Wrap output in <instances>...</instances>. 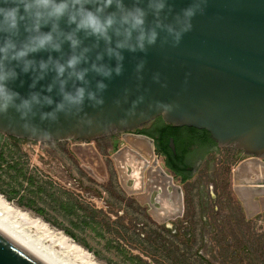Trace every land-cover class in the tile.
<instances>
[{
  "label": "water",
  "instance_id": "obj_1",
  "mask_svg": "<svg viewBox=\"0 0 264 264\" xmlns=\"http://www.w3.org/2000/svg\"><path fill=\"white\" fill-rule=\"evenodd\" d=\"M134 2L124 0L128 6ZM138 2L144 7L147 0ZM192 3L167 0L158 19L161 24L173 23V17ZM198 3L191 29L178 43H173L162 28L157 29L156 42L144 51H122L119 75L103 78L93 72L87 74L88 89L95 92L97 80L104 83L105 88L98 93L102 104L85 99L79 112L57 113L54 120L40 119V111H51L54 105L41 108L27 120H20L9 110L6 116H0V134L45 143L73 141L71 150L85 164L84 169L94 175L93 169L103 177L104 165L91 142L120 135L122 146L111 155L119 183L162 224L182 215V189L157 166L153 139L135 132L157 117L172 127L202 129L217 147L242 153L243 159L232 171L233 191L248 217L263 213L264 0ZM146 12V27L154 26L156 18L151 10ZM93 43L92 38L83 41L91 49L90 62L104 50L103 42L95 48ZM68 52L64 44L61 53L41 51L34 58L46 59L49 54L66 58ZM101 62L109 67L115 64L108 56ZM22 79V87H13L27 95L30 80L28 76ZM51 79V74L45 76L33 90H41ZM48 95L54 101L59 99L55 87ZM132 140L145 143L149 153ZM169 145L174 149L172 139ZM0 264L45 263L0 231Z\"/></svg>",
  "mask_w": 264,
  "mask_h": 264
},
{
  "label": "rangeland",
  "instance_id": "obj_2",
  "mask_svg": "<svg viewBox=\"0 0 264 264\" xmlns=\"http://www.w3.org/2000/svg\"><path fill=\"white\" fill-rule=\"evenodd\" d=\"M113 137L115 147L112 136L91 142L103 177L84 169L71 150L73 141L0 134V196L7 204L0 206L2 216L65 264H264V213L248 217L233 191L240 151L210 152L181 185L153 151L184 194L183 216L168 221L176 222L168 231L120 185L111 155L123 142ZM62 235L72 243L63 244ZM74 244L90 259L76 254Z\"/></svg>",
  "mask_w": 264,
  "mask_h": 264
},
{
  "label": "clouds",
  "instance_id": "obj_3",
  "mask_svg": "<svg viewBox=\"0 0 264 264\" xmlns=\"http://www.w3.org/2000/svg\"><path fill=\"white\" fill-rule=\"evenodd\" d=\"M166 2L147 0L141 7L138 0L131 6L124 0H0V116L11 110L20 120H27L41 108L54 105L51 111H40L41 120H54L57 113L79 112L85 99L102 104L98 93L105 85L97 80L96 91L88 89L89 72L103 78L119 75L123 50L144 51L156 42L157 29L166 31L173 43L191 29L198 0L175 15L173 23L161 24L158 17ZM146 9L156 18L154 26L146 27ZM89 38L94 41L92 48L104 44L103 54L97 52L91 62V49L83 44ZM64 44L69 49L66 58L51 54L46 59L34 58L41 51L61 53ZM104 56L113 59L114 66L102 63ZM49 74L51 81L33 90ZM24 76L30 80L27 95L13 87H22ZM54 87L59 96L56 101L48 95Z\"/></svg>",
  "mask_w": 264,
  "mask_h": 264
},
{
  "label": "flooded vegetation",
  "instance_id": "obj_4",
  "mask_svg": "<svg viewBox=\"0 0 264 264\" xmlns=\"http://www.w3.org/2000/svg\"><path fill=\"white\" fill-rule=\"evenodd\" d=\"M167 126L169 125L165 124L160 117H157L152 121L144 124L140 128H138L135 133L146 135L152 138L154 141V152L156 153L155 151L156 141L161 136V132L163 131V129H165V127ZM170 127L171 128H169L168 130L170 135H168L167 138H168V146L172 156L171 157L164 156L163 154H157V155L163 160L164 166L166 168L167 164L174 165V161L176 162L177 160L176 149H178L182 153V160L178 165L181 171L179 174L173 173L170 170H168V168H166L174 176V178L179 179L181 185L182 183H184L185 181L191 178V176L193 175V173L196 171L197 168H199L202 164L207 162V158H206L207 154H209L210 152L216 153L220 150V148L216 146L209 133L206 132L205 130L195 129L191 127H184V126L183 127L170 126ZM112 138L113 139H112L111 147H115L118 138H115L113 136ZM170 139H172L173 141L174 149H171L169 145ZM239 157L240 160H242L244 156H242L241 154ZM184 177H186L185 180L183 179ZM146 211L148 212V207ZM260 214L262 213H258L257 215ZM182 216L177 217L175 221L177 222L181 220L180 218ZM176 222L172 223V225L168 222L159 225L167 229L168 231H172L175 227Z\"/></svg>",
  "mask_w": 264,
  "mask_h": 264
},
{
  "label": "bare ground",
  "instance_id": "obj_5",
  "mask_svg": "<svg viewBox=\"0 0 264 264\" xmlns=\"http://www.w3.org/2000/svg\"><path fill=\"white\" fill-rule=\"evenodd\" d=\"M132 141L136 145H138L140 148H142L143 151H147V152L149 151L147 148L148 146L145 143L137 142L135 140H132ZM147 152H145V154L149 153ZM151 162L152 161H148V163L150 164ZM157 166L159 167L158 163H157ZM0 206L7 208V204L5 203V200L2 199L1 196H0ZM11 223L8 221V218H6L5 216H2V214L0 215V231L3 234H5L8 238H10L12 241L17 243L21 247H23L26 251L31 253L33 256H35L36 258H38L40 261H42L45 264H65L62 260H59V258H57L53 253H51L50 251H47V249L43 248V246L41 247L39 245V242L37 243L35 239L33 240L29 236L24 235V233H22L21 230L20 231H18V229L16 230V228ZM58 239L65 245H68V243L71 241L69 238L63 235L60 236ZM71 248L76 252V254L80 253L82 257L88 260L90 259V255L84 252L78 245L76 244L71 245Z\"/></svg>",
  "mask_w": 264,
  "mask_h": 264
},
{
  "label": "trees",
  "instance_id": "obj_6",
  "mask_svg": "<svg viewBox=\"0 0 264 264\" xmlns=\"http://www.w3.org/2000/svg\"><path fill=\"white\" fill-rule=\"evenodd\" d=\"M169 128H171L170 126H167L165 127V129H163V131L161 132V136L158 138V140L156 141V148H155V151H156V154H163L164 156H172L171 155V151L169 149V146H168V135H170L169 133ZM176 152H177V160L176 163L174 161V165H170V164H167L166 165V168H168V170H170L171 172L173 173H180V169H179V164L182 160V153L176 149ZM184 180L186 179V177L183 178Z\"/></svg>",
  "mask_w": 264,
  "mask_h": 264
},
{
  "label": "crops",
  "instance_id": "obj_7",
  "mask_svg": "<svg viewBox=\"0 0 264 264\" xmlns=\"http://www.w3.org/2000/svg\"><path fill=\"white\" fill-rule=\"evenodd\" d=\"M264 213V212H263Z\"/></svg>",
  "mask_w": 264,
  "mask_h": 264
}]
</instances>
